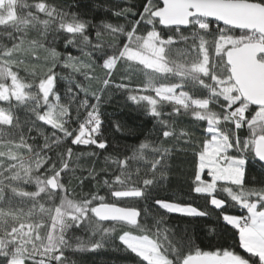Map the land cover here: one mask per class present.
I'll list each match as a JSON object with an SVG mask.
<instances>
[{"label": "snow or ice", "instance_id": "obj_1", "mask_svg": "<svg viewBox=\"0 0 264 264\" xmlns=\"http://www.w3.org/2000/svg\"><path fill=\"white\" fill-rule=\"evenodd\" d=\"M39 13L45 14L47 19H41ZM129 13L138 17L133 20L131 30L126 31L123 26H104L117 36L119 43L109 46L113 48L112 54L104 52L100 57L107 72L102 80L104 87L92 94L96 103L90 102L87 90L79 83L75 88L84 91L85 98L80 100L78 92L70 86L66 91L68 102L62 103L55 62L38 77V83L34 82L35 77L29 82L20 75L19 65L24 60L18 59L16 54L45 47L47 31L57 21L53 39L68 34L64 36L66 51L68 45L76 43L77 34L85 45H90V37L85 34L89 24L42 0L34 4L27 0H0V102H3L0 136L16 135L13 130H18L19 134L18 142L4 139L2 144L7 150L0 151V157L8 161L6 167L0 165V264H74L66 255L67 251L99 250L104 247L105 238L116 231L115 225L127 226L128 230H122L119 235V241L126 251L134 254L135 264H264V0H145L139 10L128 6L114 14L127 16ZM41 25L45 41L28 42V32L39 30ZM144 25L151 28L141 33ZM165 29L171 34L165 33ZM5 39L11 41L10 47L3 43ZM97 49L103 52L99 45ZM174 49L185 56L183 62L169 59ZM50 51L54 58L58 55L54 47ZM189 55L191 59L186 58ZM73 59L68 52V60ZM118 61L132 62L148 70L140 91L154 95L129 94L128 99L137 104L146 102L148 114L160 125L161 143L152 146L141 142L131 157L125 155L113 161L118 172L103 181L112 202L98 194L80 200L69 199L64 177L69 169L66 156L72 157L73 149L67 148L66 154L57 153V159L48 153L61 141L57 133L71 138V145L107 149V141L100 138L103 120L99 93L112 86ZM169 76L178 77L180 82H156L158 79L166 81ZM85 77L88 78L87 73ZM189 84L192 90H184ZM115 87L130 91L129 85L123 82ZM199 89L206 90L207 96L196 94ZM165 103L172 105L167 118L161 110ZM214 103L219 104L220 111L212 110L210 106ZM73 104L78 127L70 130ZM20 107L34 116L29 132L43 125L54 130L51 143L47 136L42 146L27 141L24 130L28 120L22 124L16 115ZM81 110L86 112L83 119ZM189 114L196 122L195 127L202 129L199 135L203 139L197 140L195 145V127L181 128L179 132L175 127L176 118ZM36 122H40L39 125ZM245 127L249 135L241 138L240 130ZM169 140L176 142L171 149L163 146ZM176 145H181L180 151L185 155L186 148L194 147L193 179L189 193L182 195L195 193L197 196L192 201L201 198L205 206L210 204L219 210L218 219L226 228L230 226L234 230L233 240L238 239V247L247 256L237 252L235 244L217 246L214 251L199 247L193 250L190 238L185 254L182 241L177 244L166 235L161 239V220L155 223L156 233L143 222L152 207L180 218L209 215L192 201L151 195L153 189L170 183V161L174 159L172 153ZM149 147L151 158L144 153ZM25 149L29 154L27 158L21 154ZM132 161H143L142 168L137 167L134 175ZM252 164L258 165L261 171L258 177L249 180ZM89 176L99 182V174L94 169L89 170ZM84 179L86 177L82 176L81 184ZM29 184L35 185L34 191L25 190L24 186ZM45 196L47 206L41 202ZM56 197H59L58 204ZM127 198L153 203L144 209L118 206L117 202ZM226 206L244 211L231 214ZM103 222L112 224L103 227ZM80 228L91 231L92 237L99 234L101 239L85 241L76 237L73 241L67 234Z\"/></svg>", "mask_w": 264, "mask_h": 264}, {"label": "trees", "instance_id": "obj_2", "mask_svg": "<svg viewBox=\"0 0 264 264\" xmlns=\"http://www.w3.org/2000/svg\"><path fill=\"white\" fill-rule=\"evenodd\" d=\"M41 2V0H27V3L34 4ZM51 7L63 13L75 14L79 19L86 21L89 24V28L86 35H89L91 44L85 45L82 41V37L77 34L76 43L68 45L66 51L64 36H58L55 40L53 39V33L58 28V21L55 25H51L47 31L45 47H35L27 51L19 52L16 54L18 59L24 60L23 64L19 65L20 75L25 77L29 82L34 81L38 83V77L47 72L48 68L53 67L55 62L54 71L57 74V89L61 96V102L67 103L66 91L68 87H72L74 91L78 92V98L83 100L85 98V92L79 91L75 88L76 84H82L87 90V98L91 103H96L92 98V94L97 92L98 89L103 88L102 80L106 78L107 70L103 69V60L100 57L104 52L109 55L112 54L113 48L110 45L115 46L119 43L117 36L112 34L110 29L105 28V25L123 26L125 30H131V26L134 19L131 13L125 15H116V11L121 10L128 6H135V9H140V6L145 0H123L121 2L116 0H42ZM36 12V9H32ZM41 19H47L46 15L39 13ZM215 27V24H213ZM151 25H144L140 28V32L143 33L146 29H150ZM160 26L157 25L159 30ZM44 28L41 25L39 30L32 29L27 34V41H45V37L41 35L44 32ZM167 33V29L164 30ZM100 33L97 36V33ZM171 34V33H167ZM124 39V37H119ZM4 44L11 46V41L5 39ZM99 45L103 52L97 49ZM122 46V45H121ZM27 48V44L25 45ZM54 47L58 55L54 58L51 55L50 48ZM183 48V45L179 46ZM68 52L71 53L74 59L68 60ZM194 55V54H193ZM106 58V57H105ZM187 59H191L192 56H187ZM169 59L177 62H183L185 59L184 55L178 53L175 49L171 53ZM68 64L69 66H65ZM81 65H87L88 67H81ZM15 69V66H14ZM148 70L143 69L142 65H137L132 62L118 61L117 68L113 70V83L103 93H99L102 96L100 102V112L102 113L103 126L101 128V139L107 141V149L102 150L93 146H75L71 145V138H63L61 133L57 135L61 136V141L52 152L48 154L57 159V153H65L67 148L73 149L74 155L66 158L69 160V169L67 175L64 177L67 188L68 198L80 200L83 197H91V194H98L105 196L106 200L112 202V198L108 189L104 186L103 181L106 178H110L113 172H118L117 165L113 162L117 159H123L124 156L131 157L133 151L138 149L141 142H148L150 145H159L162 140V136L158 129L160 125L158 121L148 114L146 102H140L139 104L132 102L128 99L129 94H152L148 92H142L140 89L143 88L146 82L145 72ZM85 73L88 74V78L85 77ZM159 76V74H155ZM125 83L129 85L130 91L117 90L115 85L117 83ZM157 83L161 82H180L178 77L169 76L168 80L158 79ZM210 82V81H209ZM186 91H191L192 86L189 84L185 87ZM200 96H207V91L199 89L197 91ZM3 102H0L2 105ZM213 111H220L218 103H214L210 106ZM162 112L167 118V113L172 111L171 104H163L161 107ZM71 111L73 120L69 123V129L78 127L75 121L76 107L75 104L71 105ZM183 111V110H182ZM16 115L20 118L21 123H25L28 120L27 127H25L24 135L27 141L34 146H42L45 141V137L49 138V142L54 139L50 126H40L32 128L29 132L28 127H31V120H34V116L29 113L25 108L20 107ZM86 115L84 110H81L80 118ZM178 123L175 127L177 132L181 128H194L196 122L192 116L182 115L178 118ZM39 125L40 122H36ZM228 127V125H224ZM201 128L195 127L196 136L194 137L193 144L195 145L197 140L203 139L200 136ZM16 135L13 136H0V151H6L2 141L4 139H14L18 142L19 134L18 130H13ZM241 138H245L249 135L247 127L240 130ZM175 140L167 141L163 146L172 148L175 145ZM183 142H181V145ZM181 145H176L175 151L172 153L174 159L170 161L172 171L169 175L170 183H164L157 188L152 190V197L160 198H173V199H185L192 201L193 197L197 194L192 193L189 195H182L189 193V185L192 182V154L194 147L186 148V155L180 151ZM95 152V155H89ZM145 155L151 158V147L144 150ZM21 154L27 158L29 155L27 150H22ZM106 157L108 159H106ZM8 164L6 157H0V165L6 167ZM143 166V161H132L131 172L134 175L137 167ZM94 169L96 174H99V182L92 179L89 176V170ZM2 170V169H0ZM261 169L258 165H250L249 180L253 177H258ZM86 177L83 184H81V177ZM251 186V185H250ZM259 187V185H256ZM25 190L34 191L35 185H25ZM11 195V193H9ZM63 195V193H61ZM228 199L227 195L221 193ZM46 203L47 197L41 201ZM198 204L202 210L208 211L209 215L206 217L199 218H180L176 215H167L163 209H157L152 207L151 213L147 219L143 222L152 227L153 233L157 232L155 223L157 220H161L159 225V232L161 233V239L163 236H168L170 240L179 244L181 241L184 244L183 251L186 254L188 250V240H192L193 250L195 247H199L204 251H214L217 246L228 247L230 245H237L235 250L242 255L247 256L242 249L238 247V239L233 240L234 230L229 227H225L222 220L218 219L219 210H215L209 204L205 206V200L196 198L192 201ZM56 203H59V197H56ZM118 206H135L138 209H144L152 205V201H144L138 199L127 198L117 202ZM226 211L231 214H242L244 210L239 207L226 206ZM112 223H103V227H108ZM116 231L110 236L105 238L104 247L97 251H81L73 252L71 250L66 252V255L70 258V261H74V264H135L136 258L134 254L126 251L120 244L119 235L122 230H128L127 226L123 228L120 225H115ZM166 230V231H165ZM75 241L76 237H80L85 241L90 238L94 240H100L101 237L97 234L92 237V233L84 228L72 229L67 234ZM167 243V241H164ZM75 246V245H74Z\"/></svg>", "mask_w": 264, "mask_h": 264}, {"label": "water", "instance_id": "obj_3", "mask_svg": "<svg viewBox=\"0 0 264 264\" xmlns=\"http://www.w3.org/2000/svg\"><path fill=\"white\" fill-rule=\"evenodd\" d=\"M116 1H119V2H121V1H123V0H116ZM103 223H112V222H103Z\"/></svg>", "mask_w": 264, "mask_h": 264}]
</instances>
